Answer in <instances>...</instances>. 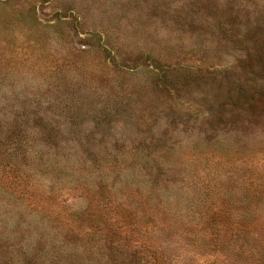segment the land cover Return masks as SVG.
Returning a JSON list of instances; mask_svg holds the SVG:
<instances>
[{"label": "rangeland", "instance_id": "rangeland-1", "mask_svg": "<svg viewBox=\"0 0 264 264\" xmlns=\"http://www.w3.org/2000/svg\"><path fill=\"white\" fill-rule=\"evenodd\" d=\"M256 190L264 0H0V264H158L121 226L165 264H249L203 215Z\"/></svg>", "mask_w": 264, "mask_h": 264}, {"label": "trees", "instance_id": "trees-1", "mask_svg": "<svg viewBox=\"0 0 264 264\" xmlns=\"http://www.w3.org/2000/svg\"><path fill=\"white\" fill-rule=\"evenodd\" d=\"M17 144H21V141H17ZM10 155L14 163L13 165L11 163L8 169H4L7 175L3 176H8L10 178L9 186L17 190L22 185L25 186V182L18 174L19 169L14 168L20 163V153L15 150ZM31 193H33L32 190ZM209 200L205 205L207 213L203 215V221L207 220V224H210L209 227L207 225L211 229L208 235L215 241L214 245L220 248L234 246V249L230 248V252L232 253L233 250L244 256L250 262L249 264H264V211L261 207L264 203L263 190H256L246 196L234 197V199L224 197L223 199L211 198ZM121 227L124 236L120 244L123 247L128 245L133 255L141 257L144 253L150 252V260L153 263L156 261L158 264H165L167 260L164 255L158 254V246L162 243L154 241L153 236L135 237L131 230L125 229L127 227ZM123 263H125V259Z\"/></svg>", "mask_w": 264, "mask_h": 264}]
</instances>
